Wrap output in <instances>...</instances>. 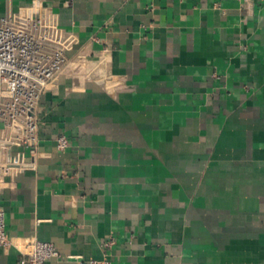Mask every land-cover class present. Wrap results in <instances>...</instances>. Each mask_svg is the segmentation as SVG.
I'll return each mask as SVG.
<instances>
[{
	"label": "crops",
	"instance_id": "crops-1",
	"mask_svg": "<svg viewBox=\"0 0 264 264\" xmlns=\"http://www.w3.org/2000/svg\"><path fill=\"white\" fill-rule=\"evenodd\" d=\"M35 18L66 66L0 147V264H264V0H0Z\"/></svg>",
	"mask_w": 264,
	"mask_h": 264
},
{
	"label": "built area",
	"instance_id": "built-area-1",
	"mask_svg": "<svg viewBox=\"0 0 264 264\" xmlns=\"http://www.w3.org/2000/svg\"><path fill=\"white\" fill-rule=\"evenodd\" d=\"M68 38L54 21L30 19L17 27L0 24V147H34L39 140L37 107L40 96L49 90L66 66ZM56 148L64 150L69 140L64 134L56 138ZM6 167V166H5ZM0 164V171L4 170ZM10 241L0 208V246ZM55 247L33 240L19 264H42L58 257Z\"/></svg>",
	"mask_w": 264,
	"mask_h": 264
}]
</instances>
